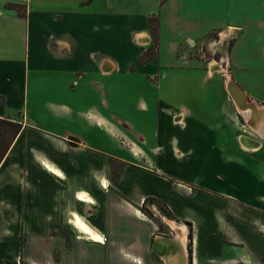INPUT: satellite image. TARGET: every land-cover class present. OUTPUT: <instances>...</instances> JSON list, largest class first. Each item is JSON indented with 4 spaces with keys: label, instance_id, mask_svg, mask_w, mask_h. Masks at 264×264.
Wrapping results in <instances>:
<instances>
[{
    "label": "crops",
    "instance_id": "obj_1",
    "mask_svg": "<svg viewBox=\"0 0 264 264\" xmlns=\"http://www.w3.org/2000/svg\"><path fill=\"white\" fill-rule=\"evenodd\" d=\"M149 17L156 54L140 62ZM216 41L214 66L190 56ZM229 79L261 112L255 126ZM0 97V118L20 124L0 160V264H72L94 247L108 264H174L151 243L182 236L184 264H264V0H0ZM185 166L206 183L174 171ZM144 174L176 178L168 193L190 207L133 187ZM153 198L174 226L143 213ZM69 212L105 239L81 236Z\"/></svg>",
    "mask_w": 264,
    "mask_h": 264
},
{
    "label": "rangeland",
    "instance_id": "obj_2",
    "mask_svg": "<svg viewBox=\"0 0 264 264\" xmlns=\"http://www.w3.org/2000/svg\"><path fill=\"white\" fill-rule=\"evenodd\" d=\"M211 41H215L212 40ZM221 44V45H220ZM216 41V46L214 47V49H208V47H206L205 44L202 45H197L196 47H194L191 51H190V56H197L199 57L200 55L203 56L204 59L206 60H212L211 61V66L213 64H216V61L214 59H218L220 57V52L219 50H221V48L223 47L222 42ZM132 154L137 157L140 154V148L139 146L135 145L134 148L132 149ZM122 169V163L121 162H114L113 164V174H112V179L114 182H117L118 178L120 177V171ZM156 167L151 168V172L156 173ZM174 171L178 172V174L183 175V176H192L194 178L199 179L200 181L202 180V182L206 183V168L204 166H195V167H191V166H185V167H180V168H174ZM168 178L167 180L170 181V185L169 182H162L159 179H156L153 175H142L138 178L137 182H134L132 184L133 187L136 188H141V190L144 191H154L160 195H164L166 194V196H169L173 202V206L174 208L178 209V210H182L183 208L188 209L190 206L186 205V201L183 199H179L177 198V196H172L169 195L168 193V185H169V189H174L176 187V181H178L176 178L170 177L168 175H166ZM206 180V181H205ZM181 181V180H179ZM182 182V181H181ZM183 183V182H182ZM182 183H180L181 186L177 187L182 188ZM188 185V184H187ZM179 192V191H178ZM155 208L157 209V211H159V213L161 215H163L164 217H166L168 222H173L170 221L172 219H174V217L171 216L169 210H167V207L165 206L164 201L157 199V198H153V199H149L145 202L144 205V214L147 215L149 218L152 219H158L159 217L157 216V211L155 210ZM156 216H155V215ZM165 219V218H164ZM166 220V219H165ZM130 222V229H136V231L142 230L146 228V224L145 223H139L137 221H134L133 219H129ZM162 224V225H161ZM160 224V228L163 230L165 229L163 223ZM68 231H64V234L68 237ZM89 250V249H88ZM99 250V249H98ZM98 253L97 249L94 247L92 248L90 251H87L86 254H92V258L86 260V259H77L76 261H74L72 264H108L106 261H104L103 259H95L94 256ZM119 259L118 264H130L129 261L127 260H121Z\"/></svg>",
    "mask_w": 264,
    "mask_h": 264
},
{
    "label": "bare ground",
    "instance_id": "obj_3",
    "mask_svg": "<svg viewBox=\"0 0 264 264\" xmlns=\"http://www.w3.org/2000/svg\"><path fill=\"white\" fill-rule=\"evenodd\" d=\"M214 65L215 64H213L212 66H214ZM216 67L218 68V66H216ZM245 106H247V105L244 104L243 107H245ZM242 109H244V108H242ZM246 110H248V112L252 114L253 120L251 122L252 123L251 125L255 126L256 121L259 119L258 116L261 112L259 111V109L256 107V105L254 103L251 104L250 108H246ZM240 111H241V109H240ZM47 166H48L47 168H49L51 171L55 172L58 175H62V172L60 170L53 167L49 163L47 164ZM101 182H102V186L105 187L106 186L105 180H102ZM77 197L80 198L81 200H84V201H87L90 203L94 202L93 197L88 192H86L84 190H80L79 192H77ZM68 219L71 223L75 224V226L79 228V230H80L79 234L81 236L91 237V238H93L94 236H102L101 233L97 229L92 227L86 221V219L84 218V216L82 214H79L77 212H69ZM77 221H79L80 224H83L84 228H87L88 231H84L83 228L79 227L78 224L76 223ZM169 223L172 226H174V224H175L174 222H169ZM102 238L104 239V237H102ZM156 239H157V243H156L157 252H159V254H162L161 256H163L164 260L172 262L174 264H176L175 262H177V264H184V260H183V257H181V254L182 253L184 254L185 250H183V251H182V249L179 250V245H178L181 243V246L184 248L183 236L181 238L173 237V239H169V240H167L164 237H156ZM164 244H167V245H164Z\"/></svg>",
    "mask_w": 264,
    "mask_h": 264
},
{
    "label": "trees",
    "instance_id": "obj_4",
    "mask_svg": "<svg viewBox=\"0 0 264 264\" xmlns=\"http://www.w3.org/2000/svg\"><path fill=\"white\" fill-rule=\"evenodd\" d=\"M6 7L17 8V11H21L20 4H6ZM149 28L152 34L153 43L149 49H147L141 56L140 62L146 61L147 59L152 58L156 54V47H157V20L155 17H149L148 20ZM1 99V97H0ZM20 130V124L6 119L0 118V160L4 156L6 150L8 149L12 139ZM147 199V198H146ZM145 199V200H146ZM142 211L144 212V205L141 207Z\"/></svg>",
    "mask_w": 264,
    "mask_h": 264
},
{
    "label": "water",
    "instance_id": "obj_5",
    "mask_svg": "<svg viewBox=\"0 0 264 264\" xmlns=\"http://www.w3.org/2000/svg\"><path fill=\"white\" fill-rule=\"evenodd\" d=\"M227 90L230 97L234 100L238 109L246 110V108H250L252 103L247 101V97L245 95L244 90L231 79H229L227 82ZM244 104H246L247 106L243 107ZM156 243L157 239L154 238L150 248L154 254L161 256L162 254H159V252H157Z\"/></svg>",
    "mask_w": 264,
    "mask_h": 264
},
{
    "label": "clouds",
    "instance_id": "obj_6",
    "mask_svg": "<svg viewBox=\"0 0 264 264\" xmlns=\"http://www.w3.org/2000/svg\"><path fill=\"white\" fill-rule=\"evenodd\" d=\"M78 224L79 227L83 228L84 231H88L87 228H84V225L83 224H80L79 221L76 222Z\"/></svg>",
    "mask_w": 264,
    "mask_h": 264
},
{
    "label": "snow or ice",
    "instance_id": "obj_7",
    "mask_svg": "<svg viewBox=\"0 0 264 264\" xmlns=\"http://www.w3.org/2000/svg\"><path fill=\"white\" fill-rule=\"evenodd\" d=\"M93 238L96 239V240H101L102 239V237H100V236H94Z\"/></svg>",
    "mask_w": 264,
    "mask_h": 264
},
{
    "label": "built area",
    "instance_id": "obj_8",
    "mask_svg": "<svg viewBox=\"0 0 264 264\" xmlns=\"http://www.w3.org/2000/svg\"><path fill=\"white\" fill-rule=\"evenodd\" d=\"M105 239V238H104Z\"/></svg>",
    "mask_w": 264,
    "mask_h": 264
}]
</instances>
